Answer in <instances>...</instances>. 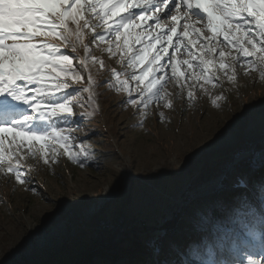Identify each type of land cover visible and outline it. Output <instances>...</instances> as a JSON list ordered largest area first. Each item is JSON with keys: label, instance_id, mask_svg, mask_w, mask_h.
Listing matches in <instances>:
<instances>
[{"label": "rangeland", "instance_id": "1", "mask_svg": "<svg viewBox=\"0 0 264 264\" xmlns=\"http://www.w3.org/2000/svg\"><path fill=\"white\" fill-rule=\"evenodd\" d=\"M167 90L173 93L171 109L152 104L143 111L119 107L123 94L97 88L99 114L77 118L79 126L72 129L76 142L82 141L92 156L84 167L64 156L51 166L28 160L35 192L0 173V264H79L92 243L110 235L99 231L100 221L120 214L134 220L133 233L150 242L152 254L115 264H161L162 258L175 256L197 264L182 250L200 241L205 228L211 236L217 232L213 213L218 211V221H231L227 233L241 245L245 230L233 227L237 196L248 191L258 208L264 199V191L255 192L249 184L255 170L264 169V80L258 72L245 75L238 69L235 82L225 80L210 95L198 90L191 106L174 82ZM216 95L225 97L219 107L212 104ZM260 177L263 185L264 173ZM174 216L180 220L177 234H167L161 229ZM224 255L234 259L230 247ZM237 258L246 264V256Z\"/></svg>", "mask_w": 264, "mask_h": 264}, {"label": "snow or ice", "instance_id": "2", "mask_svg": "<svg viewBox=\"0 0 264 264\" xmlns=\"http://www.w3.org/2000/svg\"><path fill=\"white\" fill-rule=\"evenodd\" d=\"M238 69L264 80V0H0V173L35 192L28 160L51 166L64 156L84 167L92 156L72 129L99 114L97 88L123 94L119 107L171 109L169 82L191 106ZM251 219L238 251L264 264V199Z\"/></svg>", "mask_w": 264, "mask_h": 264}, {"label": "trees", "instance_id": "3", "mask_svg": "<svg viewBox=\"0 0 264 264\" xmlns=\"http://www.w3.org/2000/svg\"><path fill=\"white\" fill-rule=\"evenodd\" d=\"M263 173L264 169L262 170L261 167L257 168L255 170V176L249 180V184L252 187L251 189H253V191L255 192L260 193L262 191V187H264V184H260V175H262ZM129 196L130 195H128V198ZM262 196L264 197V195ZM237 197H239L240 199V207L236 209L233 214L235 215L234 218L236 219L233 227L236 226L241 228L240 231L252 230L254 228V224L251 219V212L254 209L258 210L257 204L251 198V193H249L248 191L239 192ZM229 198H231V196H229ZM218 212L213 213L214 221L217 223L218 226H220L219 228H217V232L213 236H211L212 234H210V229L205 228V230L201 233L203 236L200 241H190V243H188L189 247L182 250L184 256H189L191 255V250L193 248H196L199 252V255L195 257L191 255V257L192 260H196L197 264H203V262L207 261V259L229 260V257L224 255L226 249L229 247L232 249V256L234 259H236V257L241 256L238 251L241 245L238 243L237 240H233L231 236L227 233V229L228 227H230L228 223L231 221H225V218H222V221L224 223L223 225L222 221H218L217 219L220 218V213ZM174 217L175 218H173L172 220H168L167 222H165L161 229L162 231H165L167 234H177L176 227L180 223V220L176 216ZM223 226L225 227V230ZM99 240L96 241L94 244L92 243L88 254L84 256L83 262L81 261L79 264H96L94 260L97 257L101 259H107L110 262L109 264H115L124 257H129V260L133 261L143 259V255L145 254H152V246L150 245V242H147L145 238H142L138 234L133 233V230L123 235L110 234L107 238L101 237L99 238ZM159 241L160 239L158 238L155 243H159ZM218 243H221V246H219ZM91 251H93V254L91 253ZM146 261L150 263V259L146 258L145 262ZM184 262V258L180 256H175L174 258H162L161 264H184Z\"/></svg>", "mask_w": 264, "mask_h": 264}, {"label": "built area", "instance_id": "4", "mask_svg": "<svg viewBox=\"0 0 264 264\" xmlns=\"http://www.w3.org/2000/svg\"><path fill=\"white\" fill-rule=\"evenodd\" d=\"M136 224L134 220L127 216H117L100 221L98 229L101 233L114 235H123L127 232L134 231Z\"/></svg>", "mask_w": 264, "mask_h": 264}, {"label": "bare ground", "instance_id": "5", "mask_svg": "<svg viewBox=\"0 0 264 264\" xmlns=\"http://www.w3.org/2000/svg\"><path fill=\"white\" fill-rule=\"evenodd\" d=\"M207 191H209V190H207ZM106 198H107V196L105 195L102 200H105Z\"/></svg>", "mask_w": 264, "mask_h": 264}]
</instances>
